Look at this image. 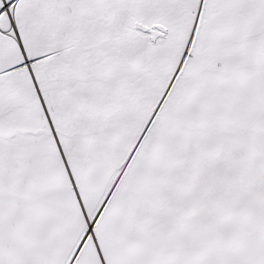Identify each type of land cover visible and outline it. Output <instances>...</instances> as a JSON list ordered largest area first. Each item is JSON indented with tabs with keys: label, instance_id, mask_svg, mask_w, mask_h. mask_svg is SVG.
<instances>
[{
	"label": "snow or ice",
	"instance_id": "obj_1",
	"mask_svg": "<svg viewBox=\"0 0 264 264\" xmlns=\"http://www.w3.org/2000/svg\"><path fill=\"white\" fill-rule=\"evenodd\" d=\"M0 264H264V0H0Z\"/></svg>",
	"mask_w": 264,
	"mask_h": 264
}]
</instances>
